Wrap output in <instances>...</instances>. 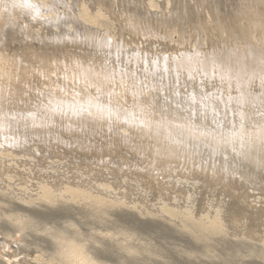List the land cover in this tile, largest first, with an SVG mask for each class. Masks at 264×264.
Returning a JSON list of instances; mask_svg holds the SVG:
<instances>
[{"label": "rangeland", "instance_id": "1", "mask_svg": "<svg viewBox=\"0 0 264 264\" xmlns=\"http://www.w3.org/2000/svg\"><path fill=\"white\" fill-rule=\"evenodd\" d=\"M12 2L30 23L21 24L20 38L11 10L5 22L12 27L0 28V36L10 35L0 40V52L10 56L0 81V264H264V214L234 216L240 197L209 181L218 170L264 209V143L229 135L243 111L264 131V99L243 110L244 88L176 59L222 47L227 31L244 26L230 7L242 0ZM129 7L156 30L128 33ZM80 27L89 33L73 36ZM68 53L84 55L72 73ZM253 91L264 97V84ZM89 100L108 108L97 116ZM38 106H62L67 123L72 113H89L101 126L26 125ZM133 125L147 135L131 136ZM98 132L109 153L94 159L80 137ZM166 180L169 187L155 188Z\"/></svg>", "mask_w": 264, "mask_h": 264}, {"label": "bare ground", "instance_id": "2", "mask_svg": "<svg viewBox=\"0 0 264 264\" xmlns=\"http://www.w3.org/2000/svg\"><path fill=\"white\" fill-rule=\"evenodd\" d=\"M216 1H218V0H216ZM239 1H241V0H239ZM91 4H92V2H91ZM107 4H108V2H107ZM132 4H134V2ZM132 4H131V6H133ZM9 5H10V7H9ZM94 5H96V4H94ZM23 6L26 7L27 10H30V7H29L30 5L27 3V1ZM219 6H221V5H219ZM222 7L224 8V6H222ZM230 7L233 8L231 10V14L233 17L232 16L231 17L234 18L233 20L237 24L242 23L244 25L243 27L242 26L240 27V24H239L235 28H232L231 30L228 29L229 31L226 30L227 31L226 32L225 31L226 23L224 22V19L219 21L218 23L216 22L217 23V26H216L217 31L219 30V32L221 34L225 33V32L227 34V39L224 37L226 40L219 42L223 45L222 47H220V45L215 46V49H214L215 51L211 50V51H209L210 53L207 51L208 54L207 53L205 54V52L203 53L199 49H194V50L192 49V52L189 53V51L186 49L187 51H185L182 54L180 53L181 55L179 57H177L176 59L180 60L181 58H183L182 61L177 62V64L181 67H185L188 65H191V66L195 65V68L199 69L200 72H202L204 74H209L210 72L211 73L216 72L217 76H220V75L227 76L228 77L227 81L225 79H223V77L221 80L226 85H228L230 87L232 86V89H234L235 87H238L240 89L244 88V90H243L244 92L240 98L242 100L241 102H243L245 104V108L243 109V110H245L247 108H252V106H255L257 104V102L262 104L263 99H264L263 95L260 96L257 94V92H256V94L254 93V91L251 94L249 93V91H252L253 88H255L256 83H257V86L261 87L262 89H263V84H264V74L261 73V70L264 68V0H242V2L239 4V6L232 4V5H230ZM106 8L108 9V7H106ZM11 10L13 11L14 18L19 19V21H17V24H16L17 27L19 28V30H18V32L17 31L14 32V33L18 34L21 31L20 26L22 23L25 26H29L30 21H28V20L30 19V17H28L26 15L25 11L21 9V5H19L17 2H12V0H0V22H1L0 28H3V27L4 28L5 27L11 28L12 27V23L5 22V19H6L7 15H9V12ZM127 11L129 14V16H127V17H129V21L126 22L127 24L124 23V25H125V28H126L128 33H131L134 36L135 35L138 36L139 32H140V35L144 36L145 33L142 31L143 27H144V29L146 27H151V28H154V30H156V26H154L153 24H150L151 22L150 23L147 22L148 20L146 21L145 19L140 17V15L138 13H136L133 9H130V7ZM185 11H187V10H185ZM99 17H100V15H99ZM227 20H228V18H227ZM87 21H89V20H87ZM89 22H92V21H89ZM199 22H201V21H199ZM56 28H60L59 25ZM201 31L204 32L203 28ZM62 33L64 34V32H62ZM85 33H89L88 28L83 27L81 29V27H80V28H78L77 31H75L73 33V36L78 37V36L85 34ZM256 33H258V36L254 37V35ZM158 34H160V33L158 32ZM7 35H9V33H4V35L0 36V40L3 41V37L5 39H7L6 38V37H8ZM89 36H91V33L89 34ZM216 36H218V35H216ZM221 36H223V34ZM9 37H10V35H9ZM11 37H12V35H11ZM20 38H21V36H20ZM181 40H183V39H181ZM220 40H221V38H220ZM200 41H202V39ZM205 42H207V41L205 40ZM256 43L259 45L255 46ZM76 45H78V44H76ZM185 46H186V44H185ZM185 46H184V48H186ZM194 48H195V46H194ZM182 51H184V50H182ZM8 56L9 55L6 54L5 52H3V51L0 52V81H1V78L3 77V75L5 76L7 73V59L10 58V56L9 57ZM67 56H68V58L66 60L69 63V68L71 70L70 73H72L75 71V63L82 60L84 58V55L82 54V55L77 56L76 53H75V55L73 53H68ZM194 58H195V60H194ZM193 60H194V62H193ZM46 61H48V59H46ZM9 65L12 66V62ZM112 75L116 76L114 73ZM25 76L26 75H23L21 78H23ZM49 78H50V76L48 77V79ZM113 78L115 79V77H113ZM16 82H18V80ZM26 82H27V78H24L23 79V85H25ZM0 92H1V87H0ZM98 96H99V99L105 98L103 95H98ZM13 99L17 100L16 97H14ZM89 102H90L91 106H89L88 108H90V110H93V112H95V114L97 116H99L98 115L99 113L106 111L108 108V105L104 104V103L95 102L93 100H89ZM263 105H264V102H263ZM97 106H99V108ZM260 107H261V105H260ZM61 109H62V106H52V107H46L45 106V107H42V109H40V107L38 106L35 109L29 111V113L26 116V119L24 120V123L26 125H28L30 123V125L35 124V125H39L42 127H46V126L52 127L56 124L64 125V126H66L67 124H68L67 126L80 125V126H85V128L88 129L90 132L98 131V127L101 126L98 123L100 121V120L98 121L99 117L94 116V115H90L89 113L82 114L81 116L78 115L77 117H75V114L72 113L71 114L72 118H70L69 119L70 122L67 123L66 120H64L65 116H60L61 115V113H60ZM73 109H76V107L75 108L73 107ZM261 109H263V108H261ZM66 110L68 113H70L69 108H67ZM91 113H92V111H91ZM238 114H239L240 118L239 117L233 118V120L230 122V127H229L230 138L236 137L238 140L241 141V140H243V136H249L250 135V136H254L256 139H258L260 141H263V143H264V131H260V129L255 128V127H259L258 122H256L254 119H252L251 115L247 111H243L240 113L238 112ZM68 115L70 116V114H68ZM249 116H250V118H249ZM31 120H35L36 122L38 120H40V121L44 120V122H40L39 124H37L38 122L32 123ZM246 123H248V124H246ZM261 124L264 125V123H261ZM60 128H61V126H60ZM143 129H144V127H140V126L136 127L133 125L132 130H131L132 131L131 136H135V137L138 136V138H141V137L147 135L146 133H144L142 131ZM211 131L216 133L218 130L214 129V131H213L211 129ZM207 134H209V133H207ZM80 138H81L80 143L82 146H84V152L88 157H91L94 159H99V158L104 157L105 155H107L109 153V144H107L108 140L105 138V135L103 136L99 132L98 133H85V134H83V137H80ZM54 140L59 141V138L56 137V138H54ZM48 141H50V140H48ZM155 142H153V143H155ZM9 143L13 147L17 146L16 144L13 143V141L9 142ZM233 144H235V146ZM233 144L231 145V147L235 148L236 154H237L238 143L235 142ZM53 145L57 146V148L54 149L55 152L61 151L62 143L60 144L59 142H55V143L50 144L51 147H53ZM155 147H156V144L154 145V148ZM73 148H75V144H74ZM130 148L131 147L127 148V150H126L127 154L129 153V151H132ZM241 157H243V156L241 155ZM187 174H192V173L187 172ZM209 181L213 185H217V184L222 183V185L226 189L234 192L237 196L240 197V203L237 206H235L234 209L232 210L234 216H238V217L240 216L241 217L243 214L251 213L252 217H255V216L259 217L261 214H264V209L256 208L254 205H252V203L250 204L248 202V200H246L244 195H242L243 192H242L241 188H238L237 187L238 185H235L234 180L225 179L218 170L212 172V174L209 176ZM169 182H170L169 180H166L163 184L161 182L162 185L158 184L159 186L158 185H154V186H156L155 188H157V189H161L163 187H169L170 186ZM238 193H240V194L238 195ZM44 195H47L46 191L44 192ZM262 208H263V206H262Z\"/></svg>", "mask_w": 264, "mask_h": 264}]
</instances>
